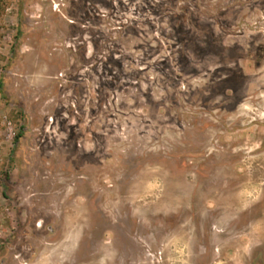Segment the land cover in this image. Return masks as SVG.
I'll return each mask as SVG.
<instances>
[{
  "label": "rangeland",
  "instance_id": "obj_1",
  "mask_svg": "<svg viewBox=\"0 0 264 264\" xmlns=\"http://www.w3.org/2000/svg\"><path fill=\"white\" fill-rule=\"evenodd\" d=\"M4 20L0 264H264V0Z\"/></svg>",
  "mask_w": 264,
  "mask_h": 264
},
{
  "label": "trees",
  "instance_id": "obj_2",
  "mask_svg": "<svg viewBox=\"0 0 264 264\" xmlns=\"http://www.w3.org/2000/svg\"><path fill=\"white\" fill-rule=\"evenodd\" d=\"M10 2H11V0H0V43L3 39V32L6 29V24H5L4 18L6 16L7 10L9 9ZM0 60H1V55H0ZM2 86H3V79H2V76H0V96L3 95ZM2 131H3V128L1 126V119H0V135H1ZM20 137L21 136L18 134V136H16L15 140H18ZM0 141H1V138H0Z\"/></svg>",
  "mask_w": 264,
  "mask_h": 264
}]
</instances>
